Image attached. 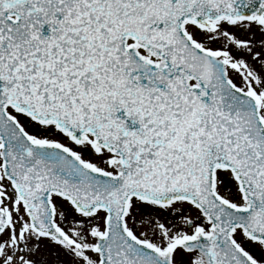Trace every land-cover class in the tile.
<instances>
[{"label":"snow or ice","instance_id":"obj_1","mask_svg":"<svg viewBox=\"0 0 264 264\" xmlns=\"http://www.w3.org/2000/svg\"><path fill=\"white\" fill-rule=\"evenodd\" d=\"M0 264H264V0H0Z\"/></svg>","mask_w":264,"mask_h":264}]
</instances>
